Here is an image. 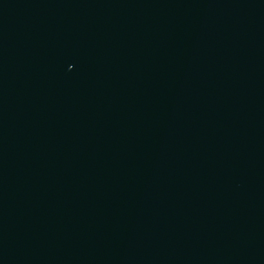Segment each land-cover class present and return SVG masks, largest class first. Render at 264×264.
<instances>
[{
  "label": "water",
  "instance_id": "obj_1",
  "mask_svg": "<svg viewBox=\"0 0 264 264\" xmlns=\"http://www.w3.org/2000/svg\"><path fill=\"white\" fill-rule=\"evenodd\" d=\"M0 264H264V0H0Z\"/></svg>",
  "mask_w": 264,
  "mask_h": 264
}]
</instances>
